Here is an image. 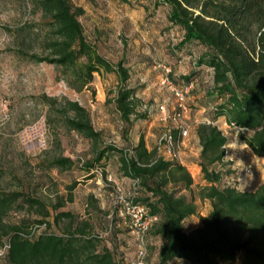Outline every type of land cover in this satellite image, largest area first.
I'll use <instances>...</instances> for the list:
<instances>
[{"label":"trees","instance_id":"obj_1","mask_svg":"<svg viewBox=\"0 0 264 264\" xmlns=\"http://www.w3.org/2000/svg\"><path fill=\"white\" fill-rule=\"evenodd\" d=\"M160 0L168 6L170 27L181 30L178 51L198 45L205 51L198 57L195 69L181 75L178 83L171 69L169 79L176 85L195 84L197 69H209L212 87L208 98L224 99L216 117L200 123L193 130L199 141L200 155L196 164L207 182L199 190L202 200H209L212 210L201 219V225L187 231L186 219L197 213L194 200L170 184L190 189L194 180L183 163L162 156L158 144L147 148L141 135L132 150L105 144L96 130L90 111L78 101L66 97L43 95L48 107L47 125L63 126L93 142L94 156L85 162L91 172L97 164L114 157L125 177L132 179L126 194L149 207L158 220L150 228V240H159L156 261L148 255L147 264H218L236 261L240 264H264V183L254 191L237 186L238 172L226 159L229 138L214 124L225 117L240 131V138L258 158H264V0ZM40 21L34 33L38 46L28 41V26L19 29L16 54L35 63L54 65L59 79L69 88L81 92L90 88L95 74H114L117 86L108 92L106 104L116 106L123 122V136L128 138L134 124L147 119L140 111L141 100L132 86V69L127 62V42L122 58L112 63L102 56L88 39L81 17L86 11L72 0H32ZM37 41V40H36ZM197 68V69H196ZM192 87L190 90L193 91ZM178 137L179 130L170 131ZM55 143L60 147L58 134ZM104 143V144H103ZM75 160L63 154L49 158L48 169L72 170ZM93 177V176H91ZM76 183L66 187V195L57 194L56 202L20 190H5L0 185V247L9 248L0 264H130L116 254L115 247L104 243L103 234L95 233L91 220L63 210L75 201ZM115 185L113 186L114 190ZM90 203L96 202L89 196ZM115 203V202H114ZM117 207V205L115 204ZM44 228L41 231L37 227ZM53 226L61 232H52ZM113 228L110 226L109 234Z\"/></svg>","mask_w":264,"mask_h":264},{"label":"rangeland","instance_id":"obj_2","mask_svg":"<svg viewBox=\"0 0 264 264\" xmlns=\"http://www.w3.org/2000/svg\"><path fill=\"white\" fill-rule=\"evenodd\" d=\"M159 1L72 0L75 6L85 9L86 14L80 18L85 33L102 56L117 63L125 50L124 42H127L131 84L141 100L139 110L147 112V119L136 122L125 138V125L116 106L106 104L109 90L117 86L116 76L95 74L91 87L77 92L59 79V70L54 65L35 63L18 56L15 50L21 42L17 35L22 26L32 30L28 33V41L34 46L39 45L41 40L34 29L40 21V13L35 12L32 0H0V185L5 190L25 191L50 203L56 202L58 193L66 195V187L76 183L75 201L63 210L91 220L95 233L103 234L105 244L115 247L112 240L116 241V254L126 263L134 257L136 246L126 225L122 223L117 227L116 223L121 217L110 193L118 184H111L109 177L117 171V159L111 157L97 164L91 172L84 170L85 162L94 156L93 142L60 125L53 131L47 125L48 107L41 98L48 95L78 101L90 111L94 127L102 133L104 143L128 151L141 135L152 146L158 144L165 133L189 126L181 156L183 161L187 156L196 160L200 155V144L193 137V130L200 123L217 118V107L224 99L208 98L207 92L212 87L211 70L196 68L198 74L194 90L187 97V111L179 113L175 96L162 83L166 75L164 67L174 71L178 83L181 75L192 73L205 48L195 45L189 51L185 49L175 55L182 32L170 27L168 6L159 5ZM161 106L165 107L166 114L162 113ZM177 113L179 117H176ZM220 119L221 130L237 144L233 163L241 180L236 183L240 188L243 185V190L253 189L264 182V159H259L246 147L239 131L230 126L225 117ZM55 134H58L60 147L55 143ZM59 154L75 160V167L69 171L48 169L49 158ZM195 168H188L194 180L190 189H183L181 184L169 185L171 189H180L181 194L197 205V213L186 224L188 229L199 227L201 219L212 210L211 202L199 197V190L207 182L201 171L198 173L199 167ZM89 196H94L96 202L91 204ZM110 226L112 235H108ZM52 232L61 231L53 226ZM149 242V256L155 262L160 241ZM241 261L242 254H239L234 262L218 264H240Z\"/></svg>","mask_w":264,"mask_h":264},{"label":"built area","instance_id":"obj_3","mask_svg":"<svg viewBox=\"0 0 264 264\" xmlns=\"http://www.w3.org/2000/svg\"><path fill=\"white\" fill-rule=\"evenodd\" d=\"M165 77L162 83L168 87V89L173 93L177 100L179 113L187 111V97L190 93L193 84L178 86L173 83L168 74L171 69L164 67ZM163 114H166V109L164 106L160 107ZM177 113L176 117L180 114ZM167 117H164L166 120ZM179 130L178 137H174L172 132L165 133L158 142V150L162 156L173 161L183 163L181 148L184 145L185 139L188 137L190 132L189 126H180L177 128ZM239 132L242 129L238 130ZM226 149V147H225ZM226 149V154H227ZM112 199L117 205L118 211L126 219L127 228L129 230L130 236L133 238L136 246V251L130 264H147L146 260L149 255L147 236L150 228L158 220L157 217L152 216L148 206L144 204H139L134 201L135 194H126L120 185H115L114 190L110 193ZM44 228L37 227L35 230L41 231ZM9 244L0 247V259L6 254L9 248Z\"/></svg>","mask_w":264,"mask_h":264},{"label":"crops","instance_id":"obj_4","mask_svg":"<svg viewBox=\"0 0 264 264\" xmlns=\"http://www.w3.org/2000/svg\"><path fill=\"white\" fill-rule=\"evenodd\" d=\"M219 123H222V120L219 118V120H217L216 122H214V124H217L218 125V127L220 128V125H219ZM221 129V128H220ZM186 141H187V139H185V142H184V144L186 143ZM146 143H147V148L149 149V150H151L155 145H152L151 146V144H149L147 141H146ZM188 143H190L189 142V140H188ZM157 145V144H156ZM246 145V144H245ZM236 146H237V144L235 143H232L231 141H230V139H229V144L226 146V149H227V154H226V159L227 160H230V161H232V162H234V159H233V156H234V154H235V150H236ZM246 147H248L247 145H246ZM249 148V147H248ZM189 159V157L187 156V157H185L184 158V161H183V165H186L188 168L189 167H191V166H194V167H198L196 164H194V162H192V160H188ZM259 159H264V158H259ZM116 168H117V171H116V173H112L111 174V176L109 177V180L111 181V184H113V183H116V184H118V185H120L121 187H123V189L125 190V191H130V189H131V187H132V179L131 178H129V177H125L123 174H122V172H120L119 171V169H118V166H116ZM195 168V169H196ZM197 171H198V173H200V169H197ZM238 180H241V177H240V174L238 175V177H237V181ZM264 183V182H263ZM263 183H260V184H258L255 188H253V189H244V190H242V191H254V190H256L261 184H263ZM238 186V185H237ZM238 188L241 190V188L238 186ZM118 214H119V217H121V218H119L118 220H117V227H119V226H122V223H124L125 225H126V227H127V224H126V219L120 214V212H118ZM192 217V216H191ZM190 218V217H189ZM189 218L188 219H186V221H185V225L187 224L188 225V222H190V220H189ZM124 220V221H123ZM198 228V227H197ZM192 230H194V229H188L187 228V231H192Z\"/></svg>","mask_w":264,"mask_h":264},{"label":"clouds","instance_id":"obj_5","mask_svg":"<svg viewBox=\"0 0 264 264\" xmlns=\"http://www.w3.org/2000/svg\"><path fill=\"white\" fill-rule=\"evenodd\" d=\"M234 144H235V142H234ZM238 164L242 165L243 161H238ZM246 175H247V173H246ZM241 190H243V185H241Z\"/></svg>","mask_w":264,"mask_h":264}]
</instances>
